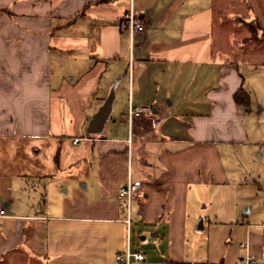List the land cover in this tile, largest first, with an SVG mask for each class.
Instances as JSON below:
<instances>
[{
	"label": "crops",
	"instance_id": "0c3cea01",
	"mask_svg": "<svg viewBox=\"0 0 264 264\" xmlns=\"http://www.w3.org/2000/svg\"><path fill=\"white\" fill-rule=\"evenodd\" d=\"M216 2L0 0V264H120L129 173L143 182L132 223L166 228L184 252L193 193L228 183L222 150L250 139L235 101L244 52L220 35L215 47ZM132 8L145 25L133 34L119 24ZM112 89L103 132H87ZM131 106L153 114L130 117ZM135 150L146 176L134 177ZM243 227L240 257L223 259L264 264V226Z\"/></svg>",
	"mask_w": 264,
	"mask_h": 264
},
{
	"label": "rangeland",
	"instance_id": "374dc122",
	"mask_svg": "<svg viewBox=\"0 0 264 264\" xmlns=\"http://www.w3.org/2000/svg\"><path fill=\"white\" fill-rule=\"evenodd\" d=\"M216 6L213 28L215 47L221 43L220 35L225 49L234 40L244 52V60L239 68L245 79L243 88L251 96V109L241 106L240 111L246 115L243 126L250 139L246 144H227L223 148L222 155L229 172L228 183L198 189V192L193 193L184 252L179 247L177 251H170L169 230L166 228H159L154 223L140 219L134 220L131 225L130 248L142 252L145 260L132 259L131 264H167L168 259H178L179 256L194 264L216 262L223 258L233 262L240 257L238 244L244 235L243 226L248 223H261L264 226V111L259 112L260 107H264V0H217ZM229 11L234 14L231 21L229 18L232 14ZM214 51L217 55V49ZM218 56L222 57L221 54ZM109 125H112L111 119L107 127ZM221 126L218 120L209 122L211 137L222 132ZM137 146L135 141V148ZM143 164L135 150L132 164L134 177L146 176ZM72 171L65 170L62 174H75ZM76 174L84 175L80 172ZM86 174L93 184L97 179L95 168ZM56 186L57 182H54L53 187ZM55 192L57 194V190ZM67 196L71 197V193ZM137 198L138 195L133 197L134 202ZM52 201L56 202V199ZM157 231L158 236L154 235Z\"/></svg>",
	"mask_w": 264,
	"mask_h": 264
},
{
	"label": "built area",
	"instance_id": "2783aa9c",
	"mask_svg": "<svg viewBox=\"0 0 264 264\" xmlns=\"http://www.w3.org/2000/svg\"><path fill=\"white\" fill-rule=\"evenodd\" d=\"M119 24L123 29L128 30L131 34L137 31H144L145 25L141 22L139 13L136 12L133 8L126 12L123 16L120 17ZM153 114L150 107H130L129 115L130 117L139 115L141 113ZM79 138H75L74 142H78ZM143 187V182L138 179H133L129 173L127 182L120 187L118 196L119 198L125 199L127 201L128 215L126 218L127 223V232H128V241L125 251L117 254L116 260L120 264H131V260L135 259L141 261L145 259V256L140 251H132L130 248L131 245V225H132V214H131V204L133 197L137 195ZM6 216L5 208H0V226L2 224L3 217ZM246 264H255L256 259L254 255H247L245 258Z\"/></svg>",
	"mask_w": 264,
	"mask_h": 264
},
{
	"label": "water",
	"instance_id": "95a60500",
	"mask_svg": "<svg viewBox=\"0 0 264 264\" xmlns=\"http://www.w3.org/2000/svg\"><path fill=\"white\" fill-rule=\"evenodd\" d=\"M115 98L114 89L111 90L109 96L106 98L104 103L98 109V111L93 115L87 127V132L89 133H102L106 122L108 121L110 114L113 109V102ZM202 225L203 221L201 220ZM155 235V233H154Z\"/></svg>",
	"mask_w": 264,
	"mask_h": 264
},
{
	"label": "trees",
	"instance_id": "16d2710c",
	"mask_svg": "<svg viewBox=\"0 0 264 264\" xmlns=\"http://www.w3.org/2000/svg\"><path fill=\"white\" fill-rule=\"evenodd\" d=\"M101 2L107 1V0H100ZM249 22H247L248 24ZM235 101L239 106L249 107L251 102V96L249 91L245 90L243 87L238 89L235 92ZM59 155H56V159H58ZM167 264H194L189 261L185 260H178V259H168ZM195 264H228L224 259H221L218 262H201V263H195Z\"/></svg>",
	"mask_w": 264,
	"mask_h": 264
}]
</instances>
